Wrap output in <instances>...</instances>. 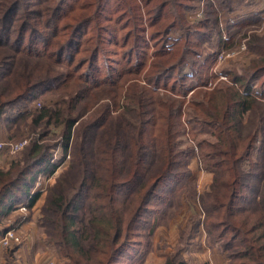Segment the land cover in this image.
Segmentation results:
<instances>
[{
	"label": "trees",
	"instance_id": "obj_1",
	"mask_svg": "<svg viewBox=\"0 0 264 264\" xmlns=\"http://www.w3.org/2000/svg\"><path fill=\"white\" fill-rule=\"evenodd\" d=\"M101 1L0 0V78L6 77L0 84V116L46 93L65 95L32 120L34 128L61 127L62 158L70 150L68 166L46 196L40 227L66 264H137L143 246L138 230L155 191L188 175L190 152L178 146L185 111L187 122L213 138L197 144L213 182L201 199L205 218L201 223L196 218L193 228L202 224L214 236L227 264H264V175L241 169L264 134V37L247 41L256 58L245 74L226 72L229 84L203 91L212 78L203 70L214 54L200 59L189 37L203 43L212 33L207 20L186 25L183 12L191 8L190 0H119L123 10L113 19L103 17ZM217 4L233 10L223 0ZM169 18L174 21L164 22ZM258 21L252 15L226 22L225 28ZM91 24L92 36L84 39ZM172 28L181 31L178 38L171 37ZM106 44L122 50L113 54L127 64L119 68L107 58L100 65L110 56ZM219 44L228 48L233 39ZM98 99L101 106L80 120L79 104L95 105ZM46 137L37 134L21 158L0 168V220L26 201L38 174L50 175L60 164L53 162L51 144L40 143ZM156 199L169 203L166 197ZM163 264H185L181 249L165 255Z\"/></svg>",
	"mask_w": 264,
	"mask_h": 264
},
{
	"label": "rangeland",
	"instance_id": "obj_2",
	"mask_svg": "<svg viewBox=\"0 0 264 264\" xmlns=\"http://www.w3.org/2000/svg\"><path fill=\"white\" fill-rule=\"evenodd\" d=\"M223 1L229 8H233L231 12L225 11L220 7L217 4L219 0H190L188 1V5L191 8L180 12H183L186 25H193L199 21L207 20L206 30L212 33L210 39L203 43L199 41L196 35L189 37L192 42V44L189 43L192 49L200 52V59H203L209 53L214 54V58L208 64V68L203 70L210 77L212 76V80L210 79L201 88L203 91L211 90L219 83L229 84L226 72L235 73L239 76L245 74V69L249 66L250 61L256 58V54L246 45L247 41L252 35L264 37V0ZM135 2L139 3L138 0H135ZM100 3L103 17L109 14L113 19L123 10L122 8L119 10L120 6H117L121 4L119 0H102ZM122 6L124 5L121 4ZM218 6L220 8H217ZM213 8L219 10V12H216V16L211 13ZM252 15L257 16L259 21L243 28L233 27L226 30V22L234 23L241 18H247ZM125 19V17L122 19V23H124ZM166 21H174V19H165L164 22ZM105 22L101 23L105 24ZM92 27L93 24L86 28L87 32L84 33V39L92 36ZM145 31L147 33V30ZM126 32L125 28L117 36V39H120ZM180 34V30L172 28L171 37L178 38ZM224 35L228 39H233V44H230L228 48L219 44V39L223 41L222 37ZM196 42L198 44H193ZM182 43L183 41L180 42V45ZM104 47L111 52L108 53L110 56L104 55L105 60H99L100 65H103L107 61V58H112L110 61H118L117 65L119 68L127 64L123 60V56L113 54L114 51L122 53V50H117L109 44H106ZM151 51L152 47L147 51V55ZM219 54L222 55L221 58H219ZM82 56L83 53L78 54L74 64L80 61L79 59ZM134 60L135 58L133 57L131 62H134ZM213 76L217 78L213 79ZM5 80L6 77L0 78V84ZM159 92L162 91L159 90ZM190 94L191 92L186 96V99ZM64 96L59 91L46 93L41 97L30 100L25 105H18L6 110V113L0 116V143L5 141L15 143L23 140L27 141L23 148L15 154L5 151L0 152V167L2 169H6L13 160L21 158L24 149L30 144V141L42 132H45L47 137L41 140L40 143L51 144L49 151L53 156L54 163L61 160L54 173H52L51 178L44 183V190L39 193L36 201L31 206L28 205L25 211L20 210L18 207L14 208L9 214L1 218L0 232L3 233L5 230L12 229L19 237L20 242L19 244H10L8 247L0 246V264H66L68 261L62 256L60 248L52 242L50 237L45 235L39 223L41 221L42 207L50 187L55 183L58 174L69 164L70 150L65 153L69 155V158L66 159L65 155L62 158L64 152L62 151L61 142L58 137L61 127L50 125L47 128H43L40 125V127L34 128L32 126V120L44 107L55 105ZM85 101L83 100L78 106V112H83L80 118L82 121L88 119L93 110L101 106L103 102L98 99V103L93 105L91 103L87 104ZM185 113L187 112L183 111L179 119L183 126L178 146L180 150L190 152L186 166L188 175L182 182L173 184L166 182L165 188L161 186L160 189L158 188L155 191L158 197H166L169 203L164 206V204L162 205L156 199L157 196H155L147 206L146 211L148 213L142 215L141 227H139L141 230H138L142 236L137 241H143V246L137 258V264H163L165 255L179 249H181V255L185 264L228 263L226 254L222 251L220 244L215 242L214 236L208 235L202 224L198 228H193L196 218L200 220V223L205 218L201 199L210 191L213 182V174L206 169L205 159L201 156L197 144L204 140L212 142L213 138L209 137L197 126L187 122L188 116ZM114 114V110H110L109 116H115ZM245 122L246 119L243 120V124ZM263 142L264 134L260 133L258 141L254 143L250 151L248 160L241 164V169L244 172H251L253 169L254 175H264ZM254 163H259L257 169L252 168ZM24 202L19 205L24 204ZM157 211L160 215L157 214ZM207 223L209 224V222ZM190 234L192 236H189ZM122 264L128 263H124L123 261Z\"/></svg>",
	"mask_w": 264,
	"mask_h": 264
},
{
	"label": "built area",
	"instance_id": "obj_3",
	"mask_svg": "<svg viewBox=\"0 0 264 264\" xmlns=\"http://www.w3.org/2000/svg\"><path fill=\"white\" fill-rule=\"evenodd\" d=\"M222 38H223V41L228 39L225 37V35ZM221 57H222V55L219 54V58H221ZM26 143H27L26 140L16 142V143L12 142V141L1 142L0 143V152L5 151V152H8L10 154H15V153L19 152ZM65 157H66V159H68L69 155L65 154ZM54 159H55V157H54ZM51 175L52 174H50V175L38 174L37 175L35 182H34V185H33V188L29 192L28 198L26 199L24 204L17 206L20 210L25 211L29 205L31 198L34 195H39V193H41L44 190L43 185L45 182H47L49 180V178H51ZM19 242H20L19 237L16 235V233L12 229L5 230V231H3L2 234H0V246L1 247H8L10 244H19ZM48 264H54V263H48Z\"/></svg>",
	"mask_w": 264,
	"mask_h": 264
},
{
	"label": "crops",
	"instance_id": "obj_4",
	"mask_svg": "<svg viewBox=\"0 0 264 264\" xmlns=\"http://www.w3.org/2000/svg\"><path fill=\"white\" fill-rule=\"evenodd\" d=\"M0 168H2V167H0Z\"/></svg>",
	"mask_w": 264,
	"mask_h": 264
}]
</instances>
